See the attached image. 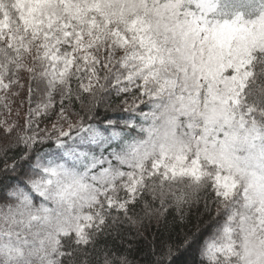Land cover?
<instances>
[{"label": "snow or ice", "instance_id": "6c2138e0", "mask_svg": "<svg viewBox=\"0 0 264 264\" xmlns=\"http://www.w3.org/2000/svg\"><path fill=\"white\" fill-rule=\"evenodd\" d=\"M25 89L0 264H132L170 209L198 264H264V0H0V109ZM150 243L175 264L197 237Z\"/></svg>", "mask_w": 264, "mask_h": 264}, {"label": "trees", "instance_id": "16d2710c", "mask_svg": "<svg viewBox=\"0 0 264 264\" xmlns=\"http://www.w3.org/2000/svg\"><path fill=\"white\" fill-rule=\"evenodd\" d=\"M25 95L26 89L22 93L21 97L13 98L14 103L11 106V114L3 109H0V120H9V115H11L12 118H10L11 121H9V123L13 120H18L22 124L23 114L27 105H25V108L21 109L19 108V104L20 100L23 99ZM17 112H19V116H17ZM6 139L8 138L3 137V129L0 128V144L5 142ZM174 216H176L175 211L170 209V214L167 217L166 228L163 223L158 227L155 221H152L151 224H148V222L145 221V226L140 228L139 231L133 228L130 232L125 233V242L122 247L128 248L129 244L131 245V254L129 259L132 261V264H146L148 259L151 258L152 245L150 241L157 233H162L164 235H168L170 233L173 240L179 242H183L186 236L195 235L197 237V243L193 244V246L187 251L182 250L181 253L178 254L175 264H198L200 258L197 252V245L203 240L204 235L207 234L204 230L205 226L203 223H198L195 216L191 217L190 220L184 224H180L178 220L173 222ZM109 243H112V241H109ZM115 245L117 247H121V242L116 240Z\"/></svg>", "mask_w": 264, "mask_h": 264}, {"label": "rangeland", "instance_id": "374dc122", "mask_svg": "<svg viewBox=\"0 0 264 264\" xmlns=\"http://www.w3.org/2000/svg\"><path fill=\"white\" fill-rule=\"evenodd\" d=\"M10 118H12V116L11 115H9V120L8 121H11V119Z\"/></svg>", "mask_w": 264, "mask_h": 264}]
</instances>
